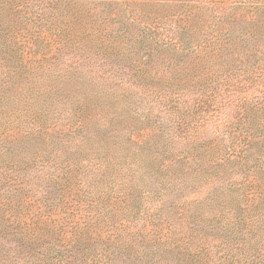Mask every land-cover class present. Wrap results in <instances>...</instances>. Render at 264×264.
I'll return each instance as SVG.
<instances>
[{
    "label": "trees",
    "instance_id": "1",
    "mask_svg": "<svg viewBox=\"0 0 264 264\" xmlns=\"http://www.w3.org/2000/svg\"><path fill=\"white\" fill-rule=\"evenodd\" d=\"M0 264H264V0H0Z\"/></svg>",
    "mask_w": 264,
    "mask_h": 264
}]
</instances>
